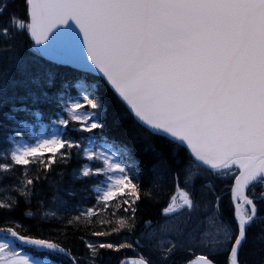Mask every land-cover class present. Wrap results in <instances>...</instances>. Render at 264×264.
Returning a JSON list of instances; mask_svg holds the SVG:
<instances>
[{
    "label": "snow or ice",
    "instance_id": "snow-or-ice-1",
    "mask_svg": "<svg viewBox=\"0 0 264 264\" xmlns=\"http://www.w3.org/2000/svg\"><path fill=\"white\" fill-rule=\"evenodd\" d=\"M0 224V264H264V0H0Z\"/></svg>",
    "mask_w": 264,
    "mask_h": 264
},
{
    "label": "trees",
    "instance_id": "trees-1",
    "mask_svg": "<svg viewBox=\"0 0 264 264\" xmlns=\"http://www.w3.org/2000/svg\"><path fill=\"white\" fill-rule=\"evenodd\" d=\"M45 124H47V114H45L44 116V121ZM99 142V141H98ZM35 201H33V210H35ZM92 201L90 200H86L85 203L83 205H81L82 208H86L88 206H91ZM156 206L157 203L155 200H145L144 202L141 203V216H144L146 214V211L150 210V211H155L156 210ZM54 207V206H51ZM102 209V205L100 206ZM118 207V205L113 202L112 206L110 208L107 209V211H102L100 209L97 210V216L92 217L91 219L93 221H95L94 223H88L87 225L85 224H80L78 227L74 228L73 226L69 225L67 223V219H65L62 223L57 221L55 224L53 225H45V229H47L48 227H56V228H60L63 229L62 232H60L59 234L57 233H52V236L54 238L60 239L62 241L67 242L68 244L71 245L73 252H83L85 251L83 244H82V240L81 238H86L88 240H96V239H101L99 237H93L91 236V232L92 231H111V228L113 226H115L116 223V219L117 216L113 215V212H115L116 208ZM21 208H23V205H21ZM17 217H20V212L18 211L15 214ZM119 215H124V213L121 211L119 213ZM111 221V224L108 223V221ZM23 224L25 225H31L34 223V221L31 218H23L21 221ZM5 226L4 224H0V227ZM111 239L114 240H118L120 239L119 236L113 235L111 237ZM127 256L128 257H135L136 253L129 250L127 251ZM197 253L192 254L191 258H193ZM217 259H223L222 257H218Z\"/></svg>",
    "mask_w": 264,
    "mask_h": 264
},
{
    "label": "water",
    "instance_id": "water-1",
    "mask_svg": "<svg viewBox=\"0 0 264 264\" xmlns=\"http://www.w3.org/2000/svg\"><path fill=\"white\" fill-rule=\"evenodd\" d=\"M195 257V256H194ZM194 257H193V259H194Z\"/></svg>",
    "mask_w": 264,
    "mask_h": 264
}]
</instances>
